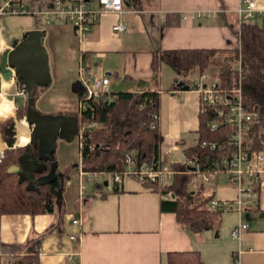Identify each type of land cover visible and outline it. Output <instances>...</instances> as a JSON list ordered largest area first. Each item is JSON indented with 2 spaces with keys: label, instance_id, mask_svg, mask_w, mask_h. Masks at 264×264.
<instances>
[{
  "label": "crops",
  "instance_id": "obj_1",
  "mask_svg": "<svg viewBox=\"0 0 264 264\" xmlns=\"http://www.w3.org/2000/svg\"><path fill=\"white\" fill-rule=\"evenodd\" d=\"M141 1V7L136 9L124 4L122 13H102L81 40L75 37L69 25L55 23L48 28L50 32H59L63 38L72 39L76 45V59L87 62L88 69L90 57L99 59L108 56V52L124 53L122 78H118V71L113 76L105 74L109 84L119 79L123 90L118 91L158 92L157 127L162 136L159 159L169 168L174 164L170 161L171 152L194 145L193 134L197 139L198 95L190 88H177L175 72L164 63L157 65L155 74L150 65L152 52L155 49L234 48L238 43L239 25L236 10L243 5L242 0ZM255 8L250 22L264 28V0H256ZM168 14L173 16H166ZM125 15L129 18L130 29L124 23L123 32L113 33L112 25L121 22ZM10 16H0V51L12 47L13 41H18L25 31L15 36L7 21ZM165 19L173 24L164 25ZM134 33L141 36L142 44H123L124 36ZM45 37L44 31V40ZM69 44L72 47L73 43ZM92 66L91 71L98 74L97 63ZM164 72H171L167 88L160 86ZM70 82V86L80 90L77 79ZM18 89L13 78L4 80L0 75V122L9 117L15 119L17 106L13 97L25 101L16 94ZM79 90L75 91L76 96ZM19 122L22 121H15V127ZM17 131V144H21L20 140L25 141L29 129L24 122ZM15 146L21 145H16L15 141ZM6 148L0 135L2 157ZM76 171V198L68 194L64 200L61 193L58 209L55 206L52 212L34 215H0V264H13L21 258L27 238L38 235L42 236L36 264H166L167 252L189 250L197 251L204 264H264V183L259 187L255 202L237 212L233 208L237 195L235 187L232 184L215 186V175H209L206 181L203 177L205 184L197 188L218 201H226L230 208L221 212L214 229L190 233L177 225L174 213L159 209L160 195L144 188L135 178L122 177L119 183L103 184L101 181V186L94 184L98 183L95 181L91 189H86L81 184L84 173L80 168ZM227 189L233 191V195L226 194ZM73 218L78 219L77 224H72ZM241 221L246 223L245 229L239 238L231 237L230 230ZM71 235L74 239L69 238Z\"/></svg>",
  "mask_w": 264,
  "mask_h": 264
},
{
  "label": "trees",
  "instance_id": "obj_2",
  "mask_svg": "<svg viewBox=\"0 0 264 264\" xmlns=\"http://www.w3.org/2000/svg\"><path fill=\"white\" fill-rule=\"evenodd\" d=\"M141 0H123L136 9L141 7ZM125 8V5H124ZM173 16L171 14L166 15ZM164 25L173 24L165 19ZM35 28L37 21L34 19ZM238 43L232 49H155L151 55V68L157 71V65L164 63L175 72L177 80L189 81L188 76L194 72L201 75L209 66L215 70V79L221 88L229 89L239 76L241 101L245 108L254 111L255 120L250 125L246 140L253 151H264V28L254 22H240L236 31ZM23 36V35H22ZM16 40L13 41V45ZM222 56V57H221ZM240 68L239 72L236 67ZM36 92L34 101L36 98ZM101 94L97 99L85 101L84 108L78 112L66 114L76 118L77 126L82 122H94L96 127L83 132L79 153L85 166L82 172L120 174L124 169V158L129 155L135 166L143 163L153 168L163 165L159 159V146L162 136L157 127L158 98L156 91H117L110 92L109 99ZM24 105L16 107L15 117ZM210 111L198 112V128L196 143L182 148L186 159L195 161L201 172H220L213 167V162L220 156L229 153L228 146L214 150L200 147L202 142H219L226 139L230 128L220 125L216 130H209L206 122L212 120ZM21 121V120H20ZM25 121L14 124L9 117L0 122V135L7 148L0 161V215L52 212L55 208V197L61 183L54 179L38 186L37 191L27 190L26 182L18 181L14 173L7 169L17 164L24 146L14 147L19 136L17 127ZM14 124V127H13ZM28 129V128H27ZM29 133V131H28ZM30 146V145H29ZM21 148V149H20ZM29 154L36 158L35 147H28ZM173 175L169 184L161 185L156 180H145L140 184L160 195L159 209L175 214L176 223L190 233L212 230L219 223L220 210L206 208L210 195L204 194L201 188L191 189L189 184L195 175L185 163L170 164ZM49 163L45 162V170L35 174L37 178L48 172ZM103 182L94 183L101 186ZM42 235L27 238L25 254L13 264H36L37 249ZM166 264H204L197 251H170L165 255Z\"/></svg>",
  "mask_w": 264,
  "mask_h": 264
},
{
  "label": "built area",
  "instance_id": "obj_3",
  "mask_svg": "<svg viewBox=\"0 0 264 264\" xmlns=\"http://www.w3.org/2000/svg\"><path fill=\"white\" fill-rule=\"evenodd\" d=\"M256 0H242L243 7L236 10L238 22L250 21L253 18ZM123 0H31L22 3L21 0H0V16L2 15H31L39 23L44 18V26L52 24H66L72 27L75 37L83 39L89 33L102 13H122L124 12ZM134 11V9H133ZM41 31L42 28H38ZM125 30V24L116 22L112 25L113 33H120ZM3 51V50H2ZM1 53V51H0ZM79 58L76 76L80 83V94L77 98V111L84 108L85 101L97 99L104 94L109 99V79L106 75H99L91 72ZM239 72V67H236ZM12 78L15 75L12 74ZM178 81V80H177ZM183 81V80H182ZM188 88L197 92L199 108L198 112L210 111L214 118L206 122L209 130H216L220 125L230 128L226 134V139L219 142H202L200 147H208L211 150L217 147L228 146L229 153L220 156L213 162V167L221 170L220 172L205 171V181L209 175L226 172L227 181L236 189L235 207L237 212L244 211L247 206L255 202L259 187L264 183V151H253L249 148L246 136L250 125L255 120V113L245 108L241 101L239 76L234 80L229 89L219 87L217 81L209 78L205 73L198 76L197 81H183ZM17 95L25 98L24 91L19 88ZM85 124V125H84ZM94 122H82L78 127V147L81 146L82 135L86 130L96 127ZM187 166L194 167V173L198 170L195 161L186 159ZM125 169L120 174L87 173L83 172L86 179L92 182L105 181L111 179V183H119L122 177L131 176L138 182L145 180H156L161 185L169 184L173 171L163 165L153 168L151 164L143 163L135 166L134 161L129 155L124 158ZM82 172V171H81ZM100 176L107 177L101 180ZM208 210H228L230 207L226 201H218L211 197L207 203ZM72 224H77L78 219L73 218ZM246 223L241 221L230 230V236L239 238ZM74 239V236H69Z\"/></svg>",
  "mask_w": 264,
  "mask_h": 264
},
{
  "label": "rangeland",
  "instance_id": "obj_4",
  "mask_svg": "<svg viewBox=\"0 0 264 264\" xmlns=\"http://www.w3.org/2000/svg\"><path fill=\"white\" fill-rule=\"evenodd\" d=\"M2 2V0H1ZM124 14H131V12H125ZM122 18L121 22L127 24V29H130V22L128 21V16ZM8 24L12 28V32L15 36H19L22 30L28 31L34 26V18L31 15L23 14V15H12L7 18ZM37 27L42 28L45 31L46 37L43 42L44 47L48 54V65L49 72L51 77V83L48 86L37 88L36 90V98L34 101L35 109L43 114H69L75 112L77 110V98L75 91L79 89L77 86H70V81L75 80L77 78L76 71L78 60L76 53V45L72 42L71 38H63L61 34L50 32L51 28L48 26H44V18L40 19V22H37ZM24 31V32H25ZM69 34V33H68ZM67 36V35H66ZM127 38V39H125ZM67 39V40H66ZM135 40V41H134ZM69 43H73L72 47ZM134 43L141 45L142 39L141 36L137 33L130 34L124 36L123 44ZM129 44V45H130ZM108 56L103 58L94 59L92 57L89 58L90 71L93 70L92 64L94 62L97 63L99 67L98 74L105 75L106 73L109 76H113L115 71H118V78H122L123 67L125 66V54L119 55L118 53L108 52ZM141 55H139V60H141ZM222 57V56H221ZM82 64L88 65L87 62H82ZM215 68L213 66H209L202 71V74L205 73L209 78H215V72L213 71ZM92 72V71H91ZM171 72H164L163 77L160 80L161 88H167L169 86V82L171 81L170 77ZM189 81H197L198 75L196 72L190 74L188 76ZM16 85L18 81L14 78ZM118 81V82H117ZM116 82L113 81L109 84V92L111 90L118 91L123 90L121 83H119V79ZM110 82V81H109ZM74 92H72V90ZM15 106H18L23 103L24 99L21 97H13ZM24 105V104H23ZM24 108H21L17 113V118L15 117V121H24ZM14 121V124H15ZM13 124V127H14ZM26 127L29 129L30 126L25 122ZM85 125V124H84ZM19 134V132H18ZM21 137V136H20ZM28 140V134L25 138L26 142ZM196 143V135H192V143ZM20 143L23 141L20 140ZM78 140L75 136L73 140L70 142H66L62 139H56L55 141V149L53 152V156L56 162L57 169L63 174V191L62 196L64 200H67L68 194L71 198L75 199L77 195V169H81L82 166L86 164L81 161ZM25 145V144H24ZM15 146L14 147H22ZM21 149V148H20ZM2 160V159H1ZM170 161L172 163L182 164L185 162V158L181 150L173 151L170 155ZM76 165V167H74ZM81 166V167H80ZM228 174L226 172L216 173L215 174V186H229V182L227 181ZM203 177L204 174H200L199 170H196L193 180L189 184L191 189H196L200 184L204 183ZM101 180L107 179L105 176H100ZM67 180H69L70 184H67ZM111 179H108V182ZM87 187L86 189L92 188V181H89L84 176L82 178V183ZM205 184V183H204ZM231 185V184H230ZM228 195H233V191L227 189L225 191ZM258 219L257 217L254 218Z\"/></svg>",
  "mask_w": 264,
  "mask_h": 264
},
{
  "label": "water",
  "instance_id": "obj_5",
  "mask_svg": "<svg viewBox=\"0 0 264 264\" xmlns=\"http://www.w3.org/2000/svg\"><path fill=\"white\" fill-rule=\"evenodd\" d=\"M43 42V31L33 28L25 31L12 47L0 53V75L4 80H10L12 74L15 75L19 88L25 93L24 121L30 126L24 150L17 158V164L10 166L7 172L16 174L18 181H25V188L32 191H37L38 186L59 177L61 185L56 192L54 202L58 209L61 205L63 174L55 173L56 162L53 156L55 141L62 139L70 142L77 136L78 126L73 115L43 114L34 107L37 88L51 83L48 54ZM175 86L181 90L188 89L182 80L176 81ZM29 145L35 147L36 158L29 154ZM1 159L2 153H0V161ZM45 162L49 163L48 172L35 178V174H41L45 170ZM190 170L194 171L195 168L190 167ZM103 184L106 182L104 181ZM244 216L247 219V214Z\"/></svg>",
  "mask_w": 264,
  "mask_h": 264
},
{
  "label": "flooded vegetation",
  "instance_id": "obj_6",
  "mask_svg": "<svg viewBox=\"0 0 264 264\" xmlns=\"http://www.w3.org/2000/svg\"><path fill=\"white\" fill-rule=\"evenodd\" d=\"M24 146V145H23ZM31 146V145H30ZM30 146H29V149H30ZM35 151H36V149H35ZM28 152H29V150H28ZM55 173H61L58 169H57V166H56V168H55ZM59 182H60V178L59 177H57L56 178Z\"/></svg>",
  "mask_w": 264,
  "mask_h": 264
}]
</instances>
